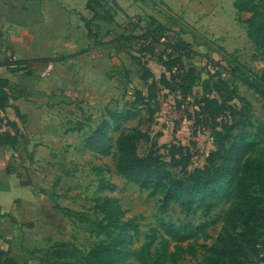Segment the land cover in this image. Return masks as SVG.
<instances>
[{"label": "rangeland", "instance_id": "obj_1", "mask_svg": "<svg viewBox=\"0 0 264 264\" xmlns=\"http://www.w3.org/2000/svg\"><path fill=\"white\" fill-rule=\"evenodd\" d=\"M101 1L94 3L99 16L102 17L107 7L115 12L112 15L108 11L111 15L108 18L104 15L105 20H95L103 43L131 33L132 23L140 22L144 26L153 18L168 31L162 39L180 38L191 44L196 56L185 60V64L201 71L192 96L186 99L167 90L160 91L155 103L138 107V117L122 125L121 132L136 131L140 135L138 154L141 157L148 155L152 144L159 146L161 154H167L165 147L174 143L190 147V163L172 172L177 179H186L193 186L195 178L189 180L191 172L203 167L206 156L215 150L211 131L202 130L195 135L193 122L197 103L203 96L202 84L209 73H219L216 81L221 80L220 88L228 89L233 96L226 118L236 122L238 129L230 133L228 141L222 142L223 155L230 149L235 134L243 131L258 132L264 149V99L243 84L246 80L264 84L261 81L264 51L250 40L246 24V19L255 14L254 7L261 5L259 0H143L126 7L130 17L116 0H103L106 5ZM239 4L247 10L239 11ZM260 10L261 13L264 8ZM83 22L87 24L86 20ZM81 28L70 33L74 42L68 48L71 53L81 49L84 41ZM65 35L63 31L55 32L54 40L59 41L56 47H61ZM121 41L118 47L127 46V41ZM135 45L124 49L146 63V57ZM125 57L121 55L119 59L122 61ZM156 62L149 60L155 71L163 70ZM27 63L28 69L18 73L36 72L48 82L53 98L35 102L33 97L23 98L20 89L10 91L8 109L20 127V140L14 150L0 152V157L9 159L8 170L13 174L12 184L4 181L9 184L7 191L15 194L13 201L3 200L6 196L0 194L3 198L0 203L7 213L0 225V253H8L12 259L10 264H84L85 255L103 244L117 250L128 249L115 255L114 264H151L148 250L164 245L169 254L165 264H205L230 226L228 200L213 208L202 197L196 202L168 204L163 196L153 195L145 183L128 181L120 170L119 131L112 132L105 148L92 149L85 145L104 121H111L109 112L113 110L110 108L125 110L135 101V88L146 89L138 74L129 77L128 72L119 75L115 72L112 83L101 78L95 86L94 98L92 95L83 98L77 91L52 88L55 62L48 76L43 70L44 63L32 60ZM104 67L103 63L99 74ZM124 85L125 96H116L111 102L114 106H108L110 89L121 92ZM19 106L25 120L16 117ZM23 183L31 185L25 187ZM107 205L115 208L116 220L121 223L113 227L110 235L99 230V223L107 224L110 220L109 211L105 210ZM185 227L193 229L195 235L180 238L176 228ZM0 264H7L5 258L0 259Z\"/></svg>", "mask_w": 264, "mask_h": 264}, {"label": "trees", "instance_id": "obj_2", "mask_svg": "<svg viewBox=\"0 0 264 264\" xmlns=\"http://www.w3.org/2000/svg\"><path fill=\"white\" fill-rule=\"evenodd\" d=\"M143 1V0H134ZM254 7L255 14L246 19L248 37L253 44L264 51V8L263 0ZM239 11L245 12L247 7L237 6ZM131 24V23H130ZM131 30H140L132 39L139 47L142 56L157 57L165 68V73L156 81L153 73L147 68L146 63L140 61L144 78L152 82L147 85L148 95L143 97L138 92L137 102L145 104L155 103L158 92L167 90L170 93H179L182 98L193 95L198 74L194 68H187L184 60L193 59L196 52L191 44L178 38L162 39L168 32L156 19L144 26L131 24ZM159 54V55H157ZM144 57V58H145ZM12 65H28L27 61H17L14 64L8 61L7 67L13 72L21 69ZM219 73H209L208 79L202 84L203 96L197 103V112L193 117L195 135L202 130H211L214 138L215 150L211 151L201 168L191 172L189 180L195 178L193 186L186 183V179L179 180L172 170L178 167H187L192 160L190 147L181 144H171L165 147L167 154H161V149L152 144L151 150L145 157L138 154L140 135L136 131L121 132L122 125L138 117L137 112L129 110L124 113L109 112L111 121H104L93 132L86 146L95 149L105 148L112 138L113 131H119L117 147L120 154V170L128 181L145 183L152 190L153 195H161L166 203L171 202H196L202 197L203 201L210 202V206L217 207L222 201L231 203L229 228L225 229L217 246L205 264H259L264 263V149L260 142L262 136L258 132H241L235 134L231 147L223 155V141L229 140L230 133L237 130V123L227 120L231 111L233 96L229 90L220 88L221 80L216 81ZM222 76V75H221ZM264 81V73L261 77ZM243 84L264 99V84L255 81H243ZM231 96V97H230ZM10 97L9 82L0 79V98L3 105L8 106ZM17 115H22L17 110ZM14 135L0 136V147H17L20 140V129L17 123H12ZM169 148V149H168ZM169 160V161H168ZM190 166V164H189ZM109 211L107 224L99 223V230L110 235L113 227H119L117 213L112 206L105 207ZM1 216V210H0ZM233 227V228H232ZM180 238H191L195 231L191 228H176ZM126 250H117L114 247L99 245L85 255L84 264H114L115 255ZM151 264H165L168 260V250L164 245L157 246L154 251L148 250ZM5 258V263L10 264L12 259L8 253L1 252L0 259Z\"/></svg>", "mask_w": 264, "mask_h": 264}, {"label": "crops", "instance_id": "obj_3", "mask_svg": "<svg viewBox=\"0 0 264 264\" xmlns=\"http://www.w3.org/2000/svg\"><path fill=\"white\" fill-rule=\"evenodd\" d=\"M96 1L97 0H0V79L9 82L10 91L12 88L17 90L20 89L21 92L24 93L22 94L23 98L28 100V97H33L35 102L43 101L44 98H53L51 95L52 89L48 86V82H44V80L36 75V72L35 74L28 73L27 75H21L18 72H13L7 67L8 61L14 57L18 61L32 60L39 64L44 63L45 67L43 70L51 72L54 70L55 62L56 77L53 80L52 86L54 87L52 88L61 87L65 90L77 91L78 96H81L80 94H82L83 98L88 97V95H92L91 97L95 96V86L100 83L99 80L101 78L104 82L112 83L114 81L113 77L116 76L115 72H118V75L119 73L126 74V72H128L126 75H129V77H133L132 74H134V76L138 74L139 81L145 82L146 89H143L142 87H133L137 90L135 93V101L131 103L129 107L127 106L125 110L109 108L110 110H113L111 112L115 113H124L129 110H134L138 115V107L148 106L145 104L146 102H137L136 99L138 98L139 91L142 92L143 97L148 95L147 85L152 82V79L147 81L144 78V70L139 63L143 60L137 58V55L135 54L134 56L129 55L127 50L124 49L125 47L136 46V42L132 39V36H136L138 32H133L130 29L131 33L124 34V37L121 39H110L103 43L100 40L99 28L97 27L95 20L97 19L98 21V18L102 19L104 15L108 18V14H110L108 11H111L112 15H115V12L111 7H107V11L102 14V17L99 16L100 13L94 8V5H97ZM124 2H126L125 5H123ZM135 2L140 1L116 0V4L120 8H123L129 17L130 14L126 7ZM101 4L106 5L103 0L101 1ZM117 16L118 15H116V17ZM103 19L105 20V18ZM111 19H113V17ZM85 20L87 21L86 25L84 22L82 23V21ZM86 26H88V28H86ZM79 27H82L81 29L86 45H83L84 41L82 40V45H80L81 49L71 53L70 49H68L69 45L73 42L70 33L74 32ZM59 31L66 33L62 43L60 42V48L56 47V45L59 44V41L56 42L54 40L55 32ZM119 40H122V43L127 41V46L121 45L118 47L117 44L119 43ZM95 54L97 55L96 59H94ZM100 54H102V57ZM121 55H126L125 60L121 61L119 59L121 58ZM147 58L148 57H146L147 68L153 73L156 81H159L162 75L166 72L165 68L158 61L157 57L151 58L149 56V59ZM150 59L156 60L162 66L163 70L158 69L155 71L152 67L155 62L153 64L149 63ZM185 62L186 61L184 60V64ZM103 63L105 64L104 70L99 74V70ZM157 66L158 64H155V67ZM185 66L187 68H194L198 77L200 76L201 71L195 66H187L186 64ZM125 88L126 85H124L121 92L110 89L109 94H111V100L109 101V104H106L109 106L116 96H125ZM110 106L112 107L114 105L111 104ZM17 110L22 115V119L25 120V113L23 112L22 106H19V108L16 107L15 111ZM10 115L12 120L16 123L15 115L11 112ZM16 117L20 120L17 112ZM27 122L29 124V120H27ZM8 148L14 150L17 147H0V152L3 149ZM8 160L9 159H7L6 156L0 157V194L3 193L6 196L5 199L0 198V201L2 199L13 201L15 195L7 191V185H9L7 182H11L10 184L13 182V174H10L8 170L10 164V161ZM21 185L28 187L31 183H23ZM8 194L11 195L9 199L7 197ZM0 210L1 225V222L7 214L5 207L1 203ZM259 264L264 263L261 262Z\"/></svg>", "mask_w": 264, "mask_h": 264}, {"label": "built area", "instance_id": "obj_4", "mask_svg": "<svg viewBox=\"0 0 264 264\" xmlns=\"http://www.w3.org/2000/svg\"><path fill=\"white\" fill-rule=\"evenodd\" d=\"M17 61L18 60H16L14 57L9 60V62L13 64ZM12 67L14 69L19 68L21 69V71L28 69V65H22L19 67L16 65H12ZM49 72L51 71L45 72V76L50 75ZM176 94L180 95L179 93H176ZM13 122L14 121L12 120L11 115L9 113L8 106L3 105L2 100L0 98V136L7 135V134L14 135L15 130L12 125Z\"/></svg>", "mask_w": 264, "mask_h": 264}]
</instances>
